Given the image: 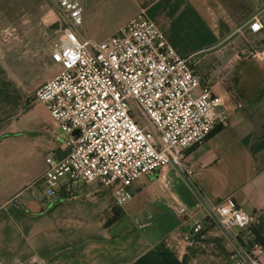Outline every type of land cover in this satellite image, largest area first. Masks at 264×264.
I'll use <instances>...</instances> for the list:
<instances>
[{
  "label": "crops",
  "instance_id": "0c3cea01",
  "mask_svg": "<svg viewBox=\"0 0 264 264\" xmlns=\"http://www.w3.org/2000/svg\"><path fill=\"white\" fill-rule=\"evenodd\" d=\"M81 1V38L101 41L141 13L154 21L223 95L229 123L188 149L194 174L168 165L139 178L119 205L120 218L105 226L111 208L76 215L59 210L68 204L62 198L51 204L25 195L45 169V155L61 145L48 130L54 123L46 107L28 101L37 87L23 81L40 71L42 84L60 66L48 48L35 53L21 41L0 47V264H233L240 231L225 233L208 213L232 200L255 215L252 228L264 242V0ZM253 15L262 23L257 32L249 28ZM36 107L48 125L37 121ZM195 220L204 229L185 240Z\"/></svg>",
  "mask_w": 264,
  "mask_h": 264
},
{
  "label": "built area",
  "instance_id": "2783aa9c",
  "mask_svg": "<svg viewBox=\"0 0 264 264\" xmlns=\"http://www.w3.org/2000/svg\"><path fill=\"white\" fill-rule=\"evenodd\" d=\"M60 34L51 59L59 71L28 97L49 112L48 130L60 143L44 157L45 169L33 183L53 203L73 185L95 183L111 191L117 205L131 198L141 177L172 165L185 176L195 173L187 151L216 126H227L225 98L201 80L190 57L180 56L158 25L141 13L105 39L81 38V0H58ZM249 28H262L253 15ZM208 219L240 240L233 264H260L264 242L252 231L255 215L232 200L213 206ZM195 220L185 240L199 236Z\"/></svg>",
  "mask_w": 264,
  "mask_h": 264
},
{
  "label": "rangeland",
  "instance_id": "374dc122",
  "mask_svg": "<svg viewBox=\"0 0 264 264\" xmlns=\"http://www.w3.org/2000/svg\"><path fill=\"white\" fill-rule=\"evenodd\" d=\"M57 1L0 0V47L4 48V45L8 46L9 43L21 41L27 44L28 50L32 49L35 53L40 52L42 48L51 50L60 34V25L56 21L58 15ZM43 75L44 73L40 71H34L24 78V85L38 87L41 83L37 82L43 78ZM34 114L38 117L37 121L41 125L49 124V118L45 116L43 109L36 107ZM43 135L45 134L43 133ZM76 186L75 189L71 188L70 192L62 196V203L64 201V204L68 203L69 206L75 204V209H68V204H61L58 207H61L59 210L66 206L63 211L66 212L67 209V211L76 213V215H91L90 210L95 211L97 215H105L104 212L108 208L119 206L113 196L103 197L99 195H104V192L99 189V185L96 188L87 183ZM31 189L35 191L39 198L40 194L37 187L32 185ZM110 192L108 191V194L111 195ZM27 194L30 196L29 190L25 195ZM57 205H55L54 210Z\"/></svg>",
  "mask_w": 264,
  "mask_h": 264
},
{
  "label": "trees",
  "instance_id": "16d2710c",
  "mask_svg": "<svg viewBox=\"0 0 264 264\" xmlns=\"http://www.w3.org/2000/svg\"><path fill=\"white\" fill-rule=\"evenodd\" d=\"M121 216V210L119 208V206H113L111 208V217H109L106 222H105V226H110L111 224H113L114 222H116ZM251 231L261 240L263 241L262 237L256 233V230L254 228H251Z\"/></svg>",
  "mask_w": 264,
  "mask_h": 264
}]
</instances>
